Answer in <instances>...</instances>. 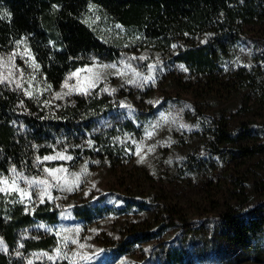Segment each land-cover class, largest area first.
<instances>
[{
    "label": "trees",
    "instance_id": "1",
    "mask_svg": "<svg viewBox=\"0 0 264 264\" xmlns=\"http://www.w3.org/2000/svg\"><path fill=\"white\" fill-rule=\"evenodd\" d=\"M254 23L264 24V0H0V50L22 47L56 91L78 71L101 63L122 65L123 41L106 39L105 30H124L127 37L168 51L155 69L123 80L117 90L99 82L84 92L51 97L0 83V180L7 178L11 185L15 179L27 192H0V264H72L67 260L78 252L66 230L131 213H144L145 220L122 230L88 263L116 264L172 228L184 240L194 238L180 200L162 190L146 196L108 190L80 202L67 196L94 169L127 168L158 119L173 109L191 124L194 138L228 161L264 152V125L207 119L193 102L180 98L153 104L147 91L158 76L216 85L233 94L264 91V38L248 39L244 32ZM188 34L193 40L182 43L180 36ZM250 49L251 59L243 61L241 54ZM129 93H139L150 109L128 103ZM58 154L70 159H43ZM214 166L192 156L186 169ZM44 169H62L66 180L59 186L56 172ZM47 179L50 186L39 183ZM210 229L228 247L257 251L264 244V204L229 213ZM158 253V264H205L180 246Z\"/></svg>",
    "mask_w": 264,
    "mask_h": 264
},
{
    "label": "rangeland",
    "instance_id": "2",
    "mask_svg": "<svg viewBox=\"0 0 264 264\" xmlns=\"http://www.w3.org/2000/svg\"><path fill=\"white\" fill-rule=\"evenodd\" d=\"M244 32L248 39L256 36L264 38V24L248 25L244 27ZM104 35L109 40L123 41L121 66L101 63L78 71L75 75H70L56 91L47 85L42 75L33 67L29 54L22 47H15L0 50V75L7 77L3 83L17 87L19 81L23 90L34 88L39 94L47 92L51 97H56L58 92H84L87 87L99 82L117 90L123 86V80L131 81L135 74L155 69L164 61L168 52L152 41L127 37L124 30H105ZM180 38L184 44L193 40L189 34ZM250 51L251 49L241 54L243 61L251 59ZM154 80L152 87L147 90L154 95L151 98L153 104L180 98L193 102L207 119L209 116L220 118L230 125L239 120H252L264 125L262 90L250 88L233 94L216 85L199 87V84H193L195 86L192 89L193 85L187 81L169 76H158ZM66 81L68 87L64 86ZM126 96L128 103L141 109H150V105L139 93H129ZM190 126V123L181 119L177 109L164 113L150 134L141 141L134 160L127 168L116 171L94 169L84 177L80 189L69 191L67 199L77 202L108 190L144 196L162 190L180 200L181 212L185 218L192 220L190 224L196 230V236L184 240L172 228L163 237L135 247L130 256L122 258L116 264H158V252L172 246L186 248L192 257H201L205 264H264V244L257 251L231 248L218 233L214 234L210 229L229 213L238 209L247 212L252 207L264 204V152L257 153L250 159L228 161L219 154L212 153L202 140L194 138L188 131ZM192 156L213 162V170L188 171L187 164ZM54 177V182L59 186L66 180L61 171L56 172ZM47 180L50 186L49 179ZM145 216L144 213L113 216L88 227L66 230L71 248L78 252L77 256L68 258L67 261L72 264H90L88 262L101 256L102 249L109 242L120 238L122 230L141 224Z\"/></svg>",
    "mask_w": 264,
    "mask_h": 264
},
{
    "label": "snow or ice",
    "instance_id": "3",
    "mask_svg": "<svg viewBox=\"0 0 264 264\" xmlns=\"http://www.w3.org/2000/svg\"><path fill=\"white\" fill-rule=\"evenodd\" d=\"M33 67H38V65H33ZM73 75H75V74H73ZM6 79H7V77L0 75V83H3ZM64 86L68 87L67 81L65 82ZM17 87H22V85L19 83V81H17ZM43 159L44 160L70 159V157H65L63 154H58L56 157L47 156V157H44ZM44 171L48 172L49 174H52V173H55V172L62 171V169H44ZM12 172L13 173L16 172L15 168L12 169ZM29 183L32 184V183H35V181L29 182ZM39 183L46 185L48 182L46 180H41V181H39ZM0 184L4 185V186L0 187V192H6V191L10 190V191L18 192L22 196L27 195L26 190L20 188L15 179H13L11 181V185H9V181H8L7 178H4V179L0 180Z\"/></svg>",
    "mask_w": 264,
    "mask_h": 264
}]
</instances>
